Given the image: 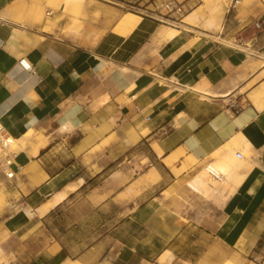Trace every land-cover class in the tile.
Here are the masks:
<instances>
[{"label":"crops","instance_id":"1","mask_svg":"<svg viewBox=\"0 0 264 264\" xmlns=\"http://www.w3.org/2000/svg\"><path fill=\"white\" fill-rule=\"evenodd\" d=\"M49 1L0 0V125L39 136L0 152L1 264H264V109L234 105L264 72V0H241L218 32L260 58L248 62L217 41L188 48L191 39L161 35L159 19L122 12L139 0H63L59 22ZM261 59L235 87L244 73L234 68ZM155 71L174 78L168 96ZM240 136L258 158L234 168L240 181L194 183L207 162L246 147Z\"/></svg>","mask_w":264,"mask_h":264},{"label":"rangeland","instance_id":"2","mask_svg":"<svg viewBox=\"0 0 264 264\" xmlns=\"http://www.w3.org/2000/svg\"><path fill=\"white\" fill-rule=\"evenodd\" d=\"M138 3L140 5L139 6L135 5V7L125 6L122 12L124 13V12L130 11V12H134L139 15L143 14L146 17H155L159 19L160 27L162 31H164V32H161V35L172 37L170 36V34L171 32H174L175 35L180 34L181 36H184L183 40L187 41L188 39H191L190 40L191 42L189 43L188 48H195V47L197 48L201 46L202 44H204L203 42L204 40H211V41H217L219 45H222L223 47H227L233 50L234 53L239 54L240 57L246 62H248L252 58L260 59L257 57L256 53H252L251 49H248L249 48L248 46H243L241 43L238 44L237 42H234L233 40H225V39L221 40L218 37L219 36L218 32H220L222 28V24H223L226 11L231 8L233 9L232 0H139ZM63 4H64L63 0H50L47 3V5L51 7L50 10L55 12L53 15L55 16L54 19L57 22L63 20L69 11L65 5V8L63 10L64 12L62 14H59L58 10ZM39 5H40V9L43 11L42 17L44 18L48 17L47 15L48 9H46L45 6L42 5V3H40ZM192 12H193V15L189 19H186V17ZM73 15H76V14L73 13ZM213 17H214V21L212 23V26H210L209 22H210V19ZM73 23L76 24L77 21L75 20L73 21ZM188 23L193 24V26H190ZM170 28H173V29H170ZM260 29H255V30L259 31ZM247 33H245L244 35H246ZM154 54H157V51H155ZM246 62L245 64L243 63V65H239L234 68V71H236L235 73L240 72V71H243L244 73L243 75L239 76L237 81L235 80L237 82L235 87L237 88L242 87L244 85L243 80L247 79L246 77L247 73L245 72V68L248 66L253 71L259 65L263 63V60L262 59L258 60L249 65L246 64ZM155 78H156L154 80L155 85L162 88L165 93L167 92L168 93L167 96L169 95V93L173 91L174 88L178 87V86H175L176 85L175 83H173L174 78L172 77L171 79H169L167 75L163 72L161 73V72L155 71ZM263 79H264V72L261 73L255 80L251 81L249 84L243 87L242 90L238 89L237 92L239 91V93L236 96L235 100L236 102L239 101L240 104H234V105L235 106L239 105L238 107H242L243 105H245L248 98L250 99V97L247 96V92L250 89L255 88L256 83L258 81L261 82V80ZM262 86H264V84ZM262 86H260V88ZM201 98L203 99L204 97H201ZM4 136L5 137L11 136V134L8 132H5ZM33 137L34 138L37 137L35 135V132H34ZM237 138H235V140ZM237 144L234 145V150L230 148L225 150V152H227L228 150L232 151L234 155L239 151L244 155L242 160L237 159L235 155V158L238 160V163L235 166V169H239V167H245V162L251 164L252 163L251 156L253 155V153H251L250 150H247V149H245L247 153L244 154L243 149L240 150L237 147ZM28 146H31L30 143L24 142L22 144L19 143V144H15V145L8 146V147L5 146L7 148L6 150L5 148H1V145H0V151L5 152V153H14V152H19L20 150H24ZM223 153L224 152H222V154ZM218 154H220V152ZM221 156L222 155L217 157V159L220 158ZM255 158L257 157H254V159ZM215 159L216 158H214L213 160ZM209 179L210 178L208 177L207 181H210L214 183L215 185H218L220 181L219 178H217L215 182L213 179H210V180ZM222 185L223 184L220 183V186ZM2 197H3L2 194H0V198ZM4 199H5V202L0 205V213H2L4 207L7 205V200L6 198ZM14 210L15 208L12 206H9V208L7 209L8 213ZM0 257L3 262L4 261L3 256H0Z\"/></svg>","mask_w":264,"mask_h":264},{"label":"bare ground","instance_id":"3","mask_svg":"<svg viewBox=\"0 0 264 264\" xmlns=\"http://www.w3.org/2000/svg\"><path fill=\"white\" fill-rule=\"evenodd\" d=\"M186 19H189V18H186ZM213 21H214V17L210 19V22H209L210 26H212ZM174 35H175V33L171 32L170 36H174ZM124 71L126 72V70H124ZM130 76H131V74H130ZM132 78H133V76H132ZM202 96L207 97L205 95H202ZM249 97H250V100L253 103V105L259 111L264 109V86H262L258 90H255V92L253 91V93H250ZM3 129H4L3 126L0 125V131H2ZM33 135H34V131L32 129H30V130H28L27 132H25L23 135H21L18 138H14L11 135V136H7V137H2V140L6 141V144H5L6 147L12 146V145H15V144H19V143L22 144L24 142L32 144L34 142V140H36V139L39 140V136L34 139ZM0 138H1V135H0ZM238 139L246 144V147L243 148L244 154L247 153L245 149L251 150L250 143L247 140H245L242 137H239L236 140H238ZM160 148H162V146ZM156 149L158 151V154L161 155V153H162L161 150H159L158 148H156ZM235 155H236V158H237V153ZM235 155L233 154L232 151H230V153L225 155V157H223L221 159H218L217 161H214V162L213 161H209V162H207L206 165L204 166V168H202L199 171L197 179L193 180L194 183H196V181H200V184L202 185L205 182V180L207 181L208 177L210 179H213L214 182H215L216 179L219 178L220 174H222V173L226 175L227 180L229 179V180H234V182H239L240 181V177L239 176H234V168H235V166L238 163V160L235 158ZM243 157H244V155H243ZM174 161H175L174 159H166V164L170 168H172L176 173H179L180 170L176 169V167L174 165ZM251 161L254 164V163H256L258 161V158L252 159ZM7 171H9V170H7ZM191 184H192V182H191ZM203 185H205V183ZM227 187H228V184L226 183L224 185L222 191H225V189ZM57 195H55L56 197L54 198V201L48 203L47 205H45L42 208L43 211L47 210L50 206L54 205L56 202L60 201L64 197V194H60L59 193V195L58 196ZM2 201H3V199L0 198V205H1ZM0 256H2L1 248H0ZM222 261H223V263H221ZM1 262H2V260H1V257H0V264H1ZM63 264H79V262H72L70 260H67ZM213 264H234V263L231 261L230 257L226 258V257L223 256L219 260L214 262ZM238 264H247V263H242L241 262V263H238Z\"/></svg>","mask_w":264,"mask_h":264},{"label":"built area","instance_id":"4","mask_svg":"<svg viewBox=\"0 0 264 264\" xmlns=\"http://www.w3.org/2000/svg\"><path fill=\"white\" fill-rule=\"evenodd\" d=\"M241 2V0H232V7H235L236 5H238L239 3ZM253 28L254 29H260V28H262V26H261V22H256V23H254V25H253ZM20 65L23 67V69L24 70H27V71H32V65L26 60V59H22L21 61H20ZM6 131L3 129L2 131H0V135H1V138H0V145H1V148H5L6 150H7V148L5 147L6 145V141H3L2 140V136L3 137H5L4 136V133H5ZM5 150V151H6ZM1 152V151H0ZM243 157V154L241 153V152H238L237 153V158L238 159H241ZM6 164L7 165H10L11 164V162H10V160H8V161H6ZM13 176V172H9L8 174H7V177L8 178H11Z\"/></svg>","mask_w":264,"mask_h":264}]
</instances>
